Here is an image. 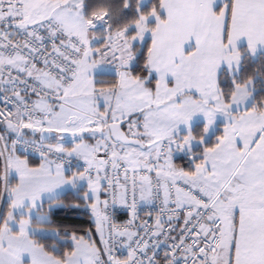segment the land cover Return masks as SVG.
Listing matches in <instances>:
<instances>
[{
	"label": "snow or ice",
	"instance_id": "snow-or-ice-1",
	"mask_svg": "<svg viewBox=\"0 0 264 264\" xmlns=\"http://www.w3.org/2000/svg\"><path fill=\"white\" fill-rule=\"evenodd\" d=\"M0 264H264V0H0Z\"/></svg>",
	"mask_w": 264,
	"mask_h": 264
}]
</instances>
